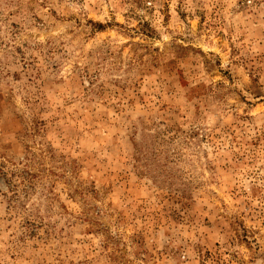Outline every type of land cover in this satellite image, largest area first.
I'll list each match as a JSON object with an SVG mask.
<instances>
[{"label":"rangeland","instance_id":"rangeland-1","mask_svg":"<svg viewBox=\"0 0 264 264\" xmlns=\"http://www.w3.org/2000/svg\"><path fill=\"white\" fill-rule=\"evenodd\" d=\"M0 264H264V0H0Z\"/></svg>","mask_w":264,"mask_h":264},{"label":"trees","instance_id":"trees-1","mask_svg":"<svg viewBox=\"0 0 264 264\" xmlns=\"http://www.w3.org/2000/svg\"><path fill=\"white\" fill-rule=\"evenodd\" d=\"M100 28H101V29H103V27H102V26H101Z\"/></svg>","mask_w":264,"mask_h":264}]
</instances>
